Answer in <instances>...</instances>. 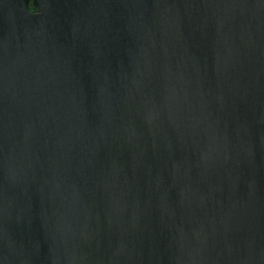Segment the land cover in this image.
<instances>
[{"label":"water","instance_id":"water-1","mask_svg":"<svg viewBox=\"0 0 264 264\" xmlns=\"http://www.w3.org/2000/svg\"><path fill=\"white\" fill-rule=\"evenodd\" d=\"M0 264H264V0H0Z\"/></svg>","mask_w":264,"mask_h":264},{"label":"trees","instance_id":"trees-1","mask_svg":"<svg viewBox=\"0 0 264 264\" xmlns=\"http://www.w3.org/2000/svg\"><path fill=\"white\" fill-rule=\"evenodd\" d=\"M29 10H30V11H35V7L32 6V5L30 4V5H29Z\"/></svg>","mask_w":264,"mask_h":264}]
</instances>
